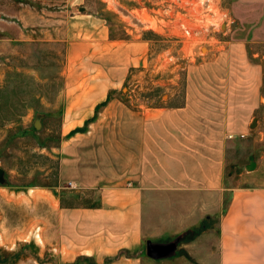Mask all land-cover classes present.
<instances>
[{
  "label": "crops",
  "instance_id": "0c3cea01",
  "mask_svg": "<svg viewBox=\"0 0 264 264\" xmlns=\"http://www.w3.org/2000/svg\"><path fill=\"white\" fill-rule=\"evenodd\" d=\"M232 11L243 30L185 67L181 102L160 106L113 96L147 62V42L110 39L104 19L89 27L90 15L70 16L88 19L65 38L59 162L61 177L79 189L40 219L38 257L48 250L60 264H264V184H230L237 136L264 116V0H233ZM28 23L23 14L22 32ZM92 189L95 204L62 203ZM197 226L169 253L150 252L149 243L168 244Z\"/></svg>",
  "mask_w": 264,
  "mask_h": 264
},
{
  "label": "rangeland",
  "instance_id": "374dc122",
  "mask_svg": "<svg viewBox=\"0 0 264 264\" xmlns=\"http://www.w3.org/2000/svg\"><path fill=\"white\" fill-rule=\"evenodd\" d=\"M218 3L233 23L225 24L207 0H0V264H60L50 251L41 257L37 252L43 240L40 219L58 197L79 189L61 177L59 162L63 103L58 93L67 67L65 38L72 37L68 29H85L88 18L91 27L98 18L105 20L110 39L147 42V62L131 68L113 96H122L129 106L179 104L184 68L209 60L208 48L216 40L243 30L233 0ZM23 14L27 32H22ZM80 14L90 17L70 18ZM252 119L249 133L237 136L233 186L264 184V116ZM84 195L79 200L77 192L70 194L62 203H96L97 189ZM183 235L151 246L167 254Z\"/></svg>",
  "mask_w": 264,
  "mask_h": 264
},
{
  "label": "built area",
  "instance_id": "2783aa9c",
  "mask_svg": "<svg viewBox=\"0 0 264 264\" xmlns=\"http://www.w3.org/2000/svg\"><path fill=\"white\" fill-rule=\"evenodd\" d=\"M198 2L200 0H197ZM205 0H202V2H204ZM208 1V6L211 7V9H217V12L220 14L221 18H224V21L226 22L225 24H229V23H233V19L232 16L229 15V13L223 12L220 7L218 6V0H207ZM217 2V3H216ZM212 14L214 15V12L212 11ZM186 33H189V30L186 29L185 30ZM239 136L243 137V134H240ZM229 137H232V135H229ZM72 183V182H71ZM72 186H76V185H72Z\"/></svg>",
  "mask_w": 264,
  "mask_h": 264
},
{
  "label": "trees",
  "instance_id": "16d2710c",
  "mask_svg": "<svg viewBox=\"0 0 264 264\" xmlns=\"http://www.w3.org/2000/svg\"><path fill=\"white\" fill-rule=\"evenodd\" d=\"M200 230H201V226H199V227L197 226V227H193V228L185 231L184 235L182 233L183 237L181 238V242L187 241V240H192L196 235L199 234Z\"/></svg>",
  "mask_w": 264,
  "mask_h": 264
},
{
  "label": "water",
  "instance_id": "95a60500",
  "mask_svg": "<svg viewBox=\"0 0 264 264\" xmlns=\"http://www.w3.org/2000/svg\"><path fill=\"white\" fill-rule=\"evenodd\" d=\"M148 248L154 255H161L160 250L157 247L151 246V243L148 244Z\"/></svg>",
  "mask_w": 264,
  "mask_h": 264
}]
</instances>
